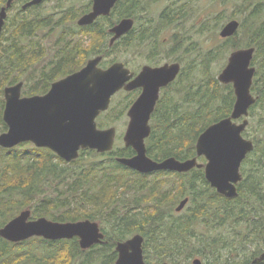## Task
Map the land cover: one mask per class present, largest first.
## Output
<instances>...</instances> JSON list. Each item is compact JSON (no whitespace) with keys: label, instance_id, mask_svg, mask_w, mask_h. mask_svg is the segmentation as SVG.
<instances>
[{"label":"trees","instance_id":"trees-1","mask_svg":"<svg viewBox=\"0 0 264 264\" xmlns=\"http://www.w3.org/2000/svg\"><path fill=\"white\" fill-rule=\"evenodd\" d=\"M123 1V12L127 13L125 10L128 3ZM240 12L244 16L234 36L222 39L223 42L217 47L189 59L185 96L187 111L181 118L155 120L152 124L146 150L153 159L173 156L185 160L195 157L198 136L208 126L227 117L235 101L232 86L222 85L217 80L212 70L214 62L224 58L230 51L254 47L252 66L256 71L250 90L256 101L249 109L247 131L255 143V150L249 160L251 178L258 177L259 170L264 169V139H255L249 133L253 126L256 134L264 136V0L245 1ZM37 13L27 12L13 18L9 28L10 39H5L7 46L0 52L3 60L0 66L2 132L6 130L1 117L5 85L22 80L21 76L28 73L34 85L30 88L25 85L24 94L44 93L48 87L44 85L46 82L78 69L87 57L102 54L105 50L112 52L114 49L107 50V42L102 45L98 42L90 51H86L80 42L67 40L70 36L67 26H59L60 22L68 19L65 14L62 15L63 20L53 24L52 16ZM215 19L221 21L224 17L219 15ZM200 25L203 33L209 31L206 21ZM55 28H60V32L51 62L53 67L35 77L38 61L44 54L37 40L38 34ZM240 31H245L244 42L239 38ZM188 55L191 56V52ZM104 117L106 126L116 123L112 107ZM132 154V149L116 146L105 154L81 151L76 160L66 163L51 151L35 148L29 143H21L9 150L0 148V228L22 210L30 209L31 218L34 219L45 217L54 222H106L110 225L107 234L111 237V249L107 251H102L100 247H95L93 251H83L76 238L61 241L30 238L14 244L0 237V264H74L82 258L85 260L83 264L93 259L101 264H113L116 253L112 250L115 243L134 233H140L146 238L144 252L147 264H160L165 258L169 263L177 264L178 260L189 261L194 256L202 258L206 262L204 264H247L263 252L258 249L246 253V246H252L254 239L248 240L243 234H232L228 239H202L195 236V230L190 229L193 221L206 215L205 210L211 206L219 209V216L224 215V220L219 217L215 229L225 225V220H233V214L229 213L234 209L230 204L232 201L217 195L205 183L203 176L196 173L176 175L179 177L177 181L141 179L146 176L136 178L126 173L127 169L115 159L130 157ZM253 182L249 187L241 186V197L234 199L237 208L243 207L246 200L249 202L250 196L264 206V195L261 197V191H258L262 184ZM127 195H131V199L122 203ZM184 197H190L193 204L189 209L191 214L193 210L198 211L184 223H179L178 219H173V213ZM240 215L244 217L241 211ZM254 232L264 244L261 230L255 229ZM191 238L192 242L198 241L193 243L194 247H190Z\"/></svg>","mask_w":264,"mask_h":264},{"label":"water","instance_id":"water-1","mask_svg":"<svg viewBox=\"0 0 264 264\" xmlns=\"http://www.w3.org/2000/svg\"><path fill=\"white\" fill-rule=\"evenodd\" d=\"M43 0H32L26 6L38 5ZM117 0H94L93 12L84 16L79 25H89L99 15H107ZM10 3L7 4L9 6ZM6 17L5 8L0 12V32ZM240 23L231 20L221 29L219 36L226 39L237 33ZM131 20H123L111 32L112 42L128 32ZM255 49L253 47L233 51L225 68L218 75L219 83L231 84L235 102L229 117L207 127L197 138L196 157H205V178L217 193L227 199L238 196L236 184L241 180L239 168L246 155L253 150V143L242 137L248 125L250 107L256 99L251 94L255 68L251 66ZM100 57L88 61L80 71L52 84L44 96L21 97V83L4 89L2 120L7 131L0 135V147L10 149L20 143L29 142L37 148H47L65 162L79 157L80 150L90 149L98 153L110 152L115 141V129L99 130L95 119L109 108L112 96L123 87L131 91L142 87L143 92L128 112L129 123L123 138L125 147H131L136 155L119 158L123 166L139 173L157 171L185 173L196 167V157L180 161L174 157L156 162L146 154L145 139L150 135L149 119L157 98V88H151L145 79L156 76L162 85L172 81L178 66L158 70L145 68L132 82L130 73L121 63H114L103 70L98 67ZM163 79L165 81L163 82ZM144 82V83H143ZM187 199L176 208L180 211ZM30 211L24 210L0 229V237L10 243H21L33 237L49 241L78 238L79 247L85 251L103 243V234L98 223L90 220L76 222H53L44 217L29 220ZM143 238L134 235L117 244L115 264H146L142 250ZM264 261V253L252 264ZM167 264V263H163ZM192 264H202L194 259Z\"/></svg>","mask_w":264,"mask_h":264},{"label":"flooded vegetation","instance_id":"flooded-vegetation-1","mask_svg":"<svg viewBox=\"0 0 264 264\" xmlns=\"http://www.w3.org/2000/svg\"><path fill=\"white\" fill-rule=\"evenodd\" d=\"M31 1L32 0H0V12L3 8H5V12H6L4 24L0 32V41L2 39L3 40L10 39L9 35L11 31L9 30V28H10V24L14 17H17L18 15L22 16L24 13H27V12L32 13V12L37 11L38 12L37 14H46V15L52 16L53 21H54L53 24H56V22L59 21L60 19L63 20L62 15L65 14L66 18L68 17V19L60 22L59 26L60 25L67 26L68 27L67 32L68 34H70L67 40H71L74 42H80L83 45L82 49L86 51H90L91 47L95 43L98 44V42H100V45H102V43L107 42V48H108L107 50L112 49V48L114 49L112 50V52L105 50L102 54H98L94 57H89V58L87 57L83 65H81L78 69L72 72H69L64 76L56 77L55 79L53 80L51 79L50 81L46 82L44 85L48 87L44 93H36L32 95L24 94V87L26 85V82L24 81V79H22L12 85H5L3 88V96H4V89L6 87H11L19 83H21L22 85L21 86V97L44 96L48 93L52 84H54L55 82L61 79H64L65 77L69 75H72L80 71L86 66L88 61L96 57L101 58V61L99 62L98 67L103 70L109 68L114 63L123 64V67L126 70H128V72L131 75V78L126 82V84L136 79L143 72L145 68H148L150 70H158L163 67H170L172 65H177L178 72L176 76L174 77L172 81L166 83L165 85H162V82L156 76H152V75H149L148 78L144 80V82L147 81V84L151 88L153 89L157 88V98H156L154 108L150 114V119H149L150 129L152 130L151 127H152V124L155 122V120H165V119L175 120L178 116L181 118L182 116L185 115L187 111V104H186V98H185L186 86H187V76L186 75H187V69H188V59L187 58H188V52H191V55L192 53H195L197 49V43L193 40L187 41L188 37L186 36V31L183 27L186 21L187 9L192 8L190 4L192 3L193 0H124L123 3L124 2L128 3V5L126 6V10H125L127 11V13L123 12V8L121 6L122 0H117L107 15H99L98 17L95 18L92 24L84 25V26L79 25V21L84 16H87L93 12L94 0H43L38 5L26 6ZM8 3H10L9 6H7ZM48 3L55 4L56 6V8L54 6L56 10L55 12L49 13L44 9V5ZM131 9H137V10H131ZM123 20H131L132 27L128 32H126L125 34H123L118 39L112 42L115 35L111 32V30L117 25H119L120 22ZM56 29H60V28H55V30ZM41 33L38 34L37 40L39 41V45L42 48V53L44 54H43V58L38 61V67L36 68L37 71L35 74L36 76L41 75V73L44 71L48 72L49 70L52 69L53 65L51 64V62L53 61L52 60L53 54H55V51L57 48V43H56L57 39H56L55 46L53 48L51 47L50 49L53 51L51 60L46 61L47 58L44 60L45 54L48 52V49H45V46L42 44L43 40L41 38ZM57 37L58 35L56 36V38ZM3 40L0 42V46L4 45ZM0 52H2V48L0 49ZM113 54L115 55V57H113ZM122 55H123V58L119 59L120 56L122 57ZM164 81L165 79H163V82ZM142 92H143V88L141 86L131 91H127L123 87L121 90H119L112 96L108 110L101 112L96 117L95 123H96L97 129L99 130H106L110 128L115 129V141H114L113 149L116 146L126 148V149L127 148L132 149L131 147H125L123 138L125 136L127 126L130 120L128 117V112L131 109V107L135 104L137 99L141 96ZM111 107L115 110L116 123L110 126H106V124L103 122L105 118L104 115L107 111H109ZM230 114L227 117H229ZM123 119H125V121H122ZM244 119H247L249 121V117L240 118L238 121H236V123L241 124L244 121ZM123 127L124 129L122 130ZM151 130H150V135H151ZM6 131H7V126H6V130L1 132L0 135L5 133ZM247 131H248V126L242 132V137L247 141H251L253 143L254 150H255V143L253 139L249 136ZM150 135L148 136V138L150 137ZM148 138H146L144 141L145 147H146V140ZM120 139L122 140L121 143L123 145L118 144ZM25 143H29V142H25ZM29 144L34 146L32 143H29ZM2 149H5V148H2ZM38 149H47V148H38ZM254 150L248 153L240 164L239 173L241 175V180L236 184L238 196L232 199H228L232 201L230 202L232 208L234 207L232 211H229V213L233 214L231 215L232 219H233L234 214L236 213L235 209L237 208L236 202L234 201V199L241 197V186L243 185L245 187H249L251 183L255 181V179L251 178L250 176L251 174L250 166L251 165L249 161ZM81 151L96 152L95 150H90V149H85ZM81 151H80V154H81ZM132 151H133L132 156L119 157V158L134 157L136 153L134 152L133 149ZM97 154H101V153H97ZM146 154H147V150H146ZM147 156L156 162H161L167 158L173 157V156H170L164 159L155 160L152 157H150L148 154ZM195 157H196V151H195ZM119 158L118 157L115 158L116 161ZM192 158H189V159H192ZM196 159H197V164L201 165L202 167L193 168L190 171L185 172V173H178L174 171H157V172H153L149 174H143L135 170L129 169L123 166L122 164H120L119 162L118 164H120L125 169H127L128 172L126 173H130L134 177L146 176L145 178H141V179L149 180V181H153V180L154 181H159V180L169 181V179L173 181L174 180L177 181V179L179 180V177L176 175H186L188 173H196L198 176H203L205 183L208 184L209 188L212 191H214L217 195H219L216 189L212 188L205 178V166L207 164L205 157H196ZM185 160H188V159H185ZM185 160H180V161H185ZM219 196L222 197L223 199H227L221 195ZM186 199H187V203L184 206V208L180 211H177L176 208L179 206L180 202ZM247 203L248 202L246 200V204L243 207L238 208V210L241 211L244 215V217H242L243 222H248L246 219L247 211L245 209ZM192 206L193 204L190 201V197H184V199H181L179 203L176 205V207L174 208L173 219H178L179 223H184L185 221H187L190 216L195 215L196 212L198 211V210H193L194 213L191 214L189 209ZM262 207L264 208V206ZM213 208L214 207L211 206L209 209H206L205 210L206 215L200 216L199 220L193 221V224L191 225L190 229H193L196 231V226L198 224L203 226V230L215 229V227L218 225L219 217L223 219L224 215L221 214L219 216L218 214L219 209H213ZM24 210L30 211V209H24ZM38 218H42V217H38ZM38 218H35V219L31 218V211H30L29 220H36ZM92 222H96V221H92ZM101 223L102 224H105V223H103L102 221L98 223L100 232L103 234V243L94 245L91 248H89L87 251H93L95 247H100L102 251H107L111 249L109 247L111 237L109 234H107L108 231L102 226ZM134 235H140L143 238L142 250H143V256H144V261H145L144 249H145V245H147L146 238L144 235L140 233H134L130 235L129 237H127L125 240L117 241L115 243V246L112 250L113 252L116 253L113 264H115V261L118 257L117 252H116L117 244L127 241L128 239L132 238ZM76 239L78 241V238ZM262 253H264V251L261 252L260 254ZM260 254L250 259V261L247 264H252L253 260L257 258ZM194 259H197V258H194ZM145 263L147 264L146 261ZM163 263H167V262H161L160 264H163ZM261 263L262 262L257 263V264H261Z\"/></svg>","mask_w":264,"mask_h":264},{"label":"rangeland","instance_id":"rangeland-1","mask_svg":"<svg viewBox=\"0 0 264 264\" xmlns=\"http://www.w3.org/2000/svg\"><path fill=\"white\" fill-rule=\"evenodd\" d=\"M248 2L249 0H193L192 3L190 4V6L192 8L187 9V18L186 21L184 23V29L186 31V36L187 41L189 40H193L197 43V49L195 51V53H192V55H188V62L190 58H196V56H198V54H202V53H206L209 50H212L213 48H215V46L221 44L223 41L219 36V33L221 31V29L225 26L226 23H228L230 20H238L240 22V19L243 18L244 14L240 12V8L242 5H244V3ZM256 2V1H254ZM55 4H51L48 3L46 5H44V9L49 12H55V8H54ZM219 15H222L224 17L223 20L219 21L218 19H215L216 17H218ZM210 20V21H207ZM207 23V27L209 29V31L203 33L201 31V22H205ZM60 29H56V30H47L44 31V33H41V38L43 40V45L45 46V49H48V52L45 54V58L44 60L47 58L46 61L51 60L52 58V53L53 51L50 50L51 47L53 48L55 46V41H56V36L59 34ZM239 38H241V40L246 41V35H245V31L243 32H239ZM3 44L0 46V49L4 48L7 46V43L5 40H3ZM25 45V43H24ZM189 46V45H187ZM216 46V47H217ZM247 48V47H244ZM189 50V49H188ZM233 51L228 52L224 58H222L219 61H215L213 66H212V70L213 72L216 74V77H218V75L221 73V71L225 68L226 64H227V60L228 57L230 56V54ZM113 57H115V55L113 54ZM122 57L120 56L119 59H122ZM3 60L2 58H0V66L2 65ZM28 74V73H27ZM24 75L21 76L24 81L26 82V86L28 88H30L32 85H34V81L30 80V74L28 75ZM36 77V75H35ZM1 80V79H0ZM3 98V97H2ZM122 121H125V119H123ZM124 129V127L122 128V130ZM1 124H0V133H1ZM249 133L251 134V136H254L255 139H260V137L262 139H264L263 135H258L254 132V128L253 126L250 127L249 129ZM122 140L120 139L119 143L120 145H123ZM252 168V167H251ZM258 177L255 178V181L253 182L254 184H262L261 187H259L258 191L260 192V196L263 197L264 195V169L259 170L258 172ZM254 179V177H252ZM128 199H131V195H127L122 203L127 202ZM249 202L246 205V211H247V221L248 222H243L242 216L240 215V211H238V208L235 209V214H234V219L233 220H225L224 223L225 225H223L222 227H218L216 229L213 230H203V226L202 225H197L196 226V231L193 233L195 236H199L202 239H206L209 237H213V238H223V239H228L230 237V235L234 234V235H245L248 239H254V244L251 246H246V250L245 252L250 254L254 251H257L258 249H261L264 251V244L261 241V239H258L256 233L254 232V230H261L262 234H264V208L261 206V204L258 202L257 199H255L254 197L250 196V198L248 199ZM121 203V204H122ZM18 215V214H17ZM16 215V216H17ZM14 218V217H13ZM11 220V219H10ZM241 220V221H240ZM237 221V223H236ZM239 221V222H238ZM102 224V223H101ZM244 224V225H243ZM102 226L109 232L110 231V225L108 226L107 223L105 222V224H102ZM249 229V230H248ZM242 235V236H243ZM192 238H191V245L190 247H194L192 246L193 243H198V241L192 242ZM239 242H237L238 244ZM240 247V245H238ZM242 255V254H241ZM194 258H200L198 256H194L193 258H191L189 261H185V260H178L177 264H192V261L194 260ZM202 260V258H200ZM84 259H78L75 261L74 264H83L84 263ZM164 262L169 263V260L165 258ZM203 263L204 260L202 261ZM88 264H101L100 261H96V259L90 260Z\"/></svg>","mask_w":264,"mask_h":264}]
</instances>
